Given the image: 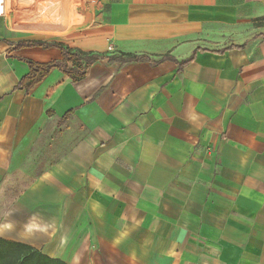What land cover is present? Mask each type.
<instances>
[{
    "label": "crops",
    "instance_id": "obj_1",
    "mask_svg": "<svg viewBox=\"0 0 264 264\" xmlns=\"http://www.w3.org/2000/svg\"><path fill=\"white\" fill-rule=\"evenodd\" d=\"M55 44L105 57L17 88ZM0 238L67 264H264V0H0Z\"/></svg>",
    "mask_w": 264,
    "mask_h": 264
},
{
    "label": "trees",
    "instance_id": "obj_2",
    "mask_svg": "<svg viewBox=\"0 0 264 264\" xmlns=\"http://www.w3.org/2000/svg\"><path fill=\"white\" fill-rule=\"evenodd\" d=\"M35 43V42H33ZM26 44V43H24ZM43 44V43H42ZM47 45V44H45ZM60 49L61 59L53 60L46 63H39L25 60L28 65L27 74L18 82L17 88L25 90L31 89L35 84L39 83L51 69H57L72 81L82 79L87 69L96 61L103 59L104 54L95 52H86L79 49H71L61 44H55ZM146 57L130 53H119L117 55L108 56L109 62H118L120 64L129 61H143ZM193 59V55L189 58L177 62L178 70ZM73 114V110H69L59 119L57 125L64 124ZM0 264H67L59 258L50 257L40 250L32 246L0 238Z\"/></svg>",
    "mask_w": 264,
    "mask_h": 264
}]
</instances>
